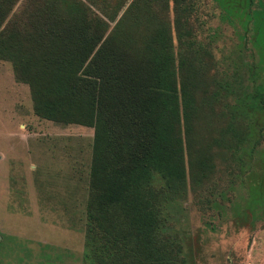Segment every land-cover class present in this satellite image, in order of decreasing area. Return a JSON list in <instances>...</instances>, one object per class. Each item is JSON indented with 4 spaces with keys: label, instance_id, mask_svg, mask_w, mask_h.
Masks as SVG:
<instances>
[{
    "label": "trees",
    "instance_id": "obj_1",
    "mask_svg": "<svg viewBox=\"0 0 264 264\" xmlns=\"http://www.w3.org/2000/svg\"><path fill=\"white\" fill-rule=\"evenodd\" d=\"M17 1L0 0V59L37 116L92 128L81 264H178L164 208L208 180L215 148L241 144L264 101L218 124L223 84L193 49V0Z\"/></svg>",
    "mask_w": 264,
    "mask_h": 264
},
{
    "label": "rangeland",
    "instance_id": "obj_2",
    "mask_svg": "<svg viewBox=\"0 0 264 264\" xmlns=\"http://www.w3.org/2000/svg\"><path fill=\"white\" fill-rule=\"evenodd\" d=\"M231 1L193 0L188 19L193 49L223 84L218 124L246 121L264 101V0ZM256 116L241 144L215 148L208 180L164 208L178 264H264L263 104ZM91 142V127L37 116L0 59V264L82 263Z\"/></svg>",
    "mask_w": 264,
    "mask_h": 264
}]
</instances>
